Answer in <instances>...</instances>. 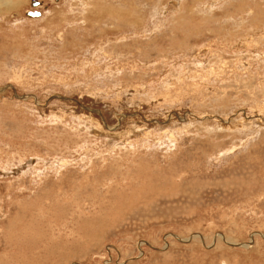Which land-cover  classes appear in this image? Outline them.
Listing matches in <instances>:
<instances>
[{
    "label": "rangeland",
    "instance_id": "obj_1",
    "mask_svg": "<svg viewBox=\"0 0 264 264\" xmlns=\"http://www.w3.org/2000/svg\"><path fill=\"white\" fill-rule=\"evenodd\" d=\"M0 90V264H264V0H0Z\"/></svg>",
    "mask_w": 264,
    "mask_h": 264
},
{
    "label": "flooded vegetation",
    "instance_id": "obj_2",
    "mask_svg": "<svg viewBox=\"0 0 264 264\" xmlns=\"http://www.w3.org/2000/svg\"><path fill=\"white\" fill-rule=\"evenodd\" d=\"M34 2H35V1H34ZM38 2H39V5H38L39 7H38V6H36V7H35V9H34V10H32V11H39V10H37V8H39V9H40V8H41V6L43 5V4H42L40 1H38ZM35 3H36V2H35ZM39 12H40V11H39ZM39 17H40V16H39Z\"/></svg>",
    "mask_w": 264,
    "mask_h": 264
},
{
    "label": "water",
    "instance_id": "obj_3",
    "mask_svg": "<svg viewBox=\"0 0 264 264\" xmlns=\"http://www.w3.org/2000/svg\"><path fill=\"white\" fill-rule=\"evenodd\" d=\"M30 16L38 17L39 16V13L38 12H31L30 13Z\"/></svg>",
    "mask_w": 264,
    "mask_h": 264
},
{
    "label": "bare ground",
    "instance_id": "obj_4",
    "mask_svg": "<svg viewBox=\"0 0 264 264\" xmlns=\"http://www.w3.org/2000/svg\"><path fill=\"white\" fill-rule=\"evenodd\" d=\"M33 4H36V3H35V2H33ZM34 12H38V13H39V16H40V12H39V11H34ZM39 16H38V17H39ZM35 18H36V17H35Z\"/></svg>",
    "mask_w": 264,
    "mask_h": 264
},
{
    "label": "crops",
    "instance_id": "obj_5",
    "mask_svg": "<svg viewBox=\"0 0 264 264\" xmlns=\"http://www.w3.org/2000/svg\"><path fill=\"white\" fill-rule=\"evenodd\" d=\"M0 91H1V90H0ZM61 165H64V164L61 163Z\"/></svg>",
    "mask_w": 264,
    "mask_h": 264
}]
</instances>
